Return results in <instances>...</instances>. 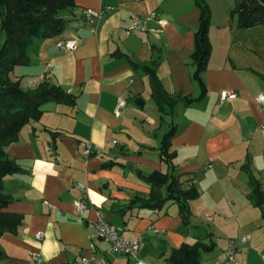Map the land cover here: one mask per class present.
Masks as SVG:
<instances>
[{
	"label": "crops",
	"instance_id": "crops-1",
	"mask_svg": "<svg viewBox=\"0 0 264 264\" xmlns=\"http://www.w3.org/2000/svg\"><path fill=\"white\" fill-rule=\"evenodd\" d=\"M218 1L210 4L213 52L202 72L207 94L190 105L179 101L172 115L160 111L139 65L157 59L164 88L178 99L200 94L192 58L200 24L195 0H74V7L59 12L68 20L63 33L34 39L30 62L14 75L25 90L47 78L75 95L76 104L44 103L41 118L25 125L7 148L22 169L4 178V192L13 197L8 210L20 215L21 224L17 233L0 237L7 254L1 264H86L83 258L95 264H173L174 250L196 241L213 244L199 264H216L230 239L244 234L249 242L240 244L235 263L226 264H264V206L250 199L251 174L264 191V108L255 101L264 92V25L239 27L238 14H232L238 0ZM106 8L94 28L84 22V9ZM153 10L169 24L156 32H126L131 12ZM74 39L82 40L74 50L56 45ZM224 90L238 97L222 100ZM119 97L127 105L118 117ZM171 124L174 156L166 162L160 148ZM87 142L102 153L86 158ZM155 170L172 172L194 189L189 222L173 199L161 209L140 206L152 186L139 173ZM77 181L89 188L91 206L82 214L73 204L80 197ZM162 191L167 194L166 186ZM99 211L123 228L126 239H140L136 256L114 251L96 236Z\"/></svg>",
	"mask_w": 264,
	"mask_h": 264
},
{
	"label": "trees",
	"instance_id": "trees-1",
	"mask_svg": "<svg viewBox=\"0 0 264 264\" xmlns=\"http://www.w3.org/2000/svg\"><path fill=\"white\" fill-rule=\"evenodd\" d=\"M195 1L200 7V24L195 33L192 58L195 65L193 76L200 87V94L197 97L186 95L180 100L164 88L157 74L159 63L157 59L150 64L139 65L149 75L152 97L164 114L172 115L179 101L190 105L203 99L208 91L202 72L208 67L213 52L210 39L212 11L206 0ZM74 5V0H0V237L7 232L17 233L21 224L20 215L8 210L13 197L4 192V178L22 171L16 160L8 154V146L18 141L19 133L25 125L41 118V106L44 103L56 101L71 106L76 104L75 95L47 78L36 88L25 90L21 80L14 79L12 73L16 65L30 62L27 51L35 38L57 36L64 32L68 20L61 17L59 12ZM234 12L238 14L241 28L264 25V0H238ZM175 132L176 125L171 124L162 139L160 157L166 162H171L174 156L170 152V146ZM111 165L112 163L106 164ZM139 174L152 186L150 196L140 198V206L161 209L168 200L173 199L177 202L184 220L190 221L188 201L195 196L193 188L184 187L178 176L172 172L155 170L148 175L141 172ZM250 185L252 187L250 199L263 210L264 191L260 181L252 174ZM164 186L166 195L162 191ZM138 200L136 197L133 198L132 206ZM212 248L213 244L202 241L185 243L174 250L169 259L173 264H199L203 252ZM6 257L7 254L0 246V264Z\"/></svg>",
	"mask_w": 264,
	"mask_h": 264
},
{
	"label": "built area",
	"instance_id": "built-area-1",
	"mask_svg": "<svg viewBox=\"0 0 264 264\" xmlns=\"http://www.w3.org/2000/svg\"><path fill=\"white\" fill-rule=\"evenodd\" d=\"M108 9L109 8L101 9L99 11L84 9L82 11V18L86 24H89L92 26V28H94L100 22L106 10ZM152 22L157 23L158 27L152 26ZM168 24V19L162 17L157 10H153L145 15L131 12L130 25L126 29V32H156ZM81 41V39L59 40L57 41L56 45L60 50L71 51L74 50L81 43ZM237 97L238 93L235 91L224 90L221 92L222 100H229ZM255 101L264 108V92L258 93L255 96ZM126 105L127 99L124 97H119L114 109V114L118 117L121 116ZM113 142L115 144H121V142H119L117 139H114ZM101 153L102 150L95 146L92 142H87L84 146V155L86 158H90ZM53 154L57 160L60 159V156L57 154V152L54 151ZM75 187L79 190L80 197L75 199L73 204L77 212L82 214L91 206L89 188L87 183L84 181H77ZM95 228L96 236L99 239L111 243L112 249L114 251L128 256H136L138 254L140 248V239H126L123 235V228L111 222L103 211L98 212ZM37 236L39 239H42L43 232H38ZM250 237V234H244L240 239L231 238L228 247L224 250V257L217 259L216 264L235 263L240 244L249 242ZM33 257L38 262L42 261L38 254H33ZM83 260L86 264H95V262L90 258H83ZM139 264H143V262L140 261Z\"/></svg>",
	"mask_w": 264,
	"mask_h": 264
},
{
	"label": "rangeland",
	"instance_id": "rangeland-1",
	"mask_svg": "<svg viewBox=\"0 0 264 264\" xmlns=\"http://www.w3.org/2000/svg\"><path fill=\"white\" fill-rule=\"evenodd\" d=\"M206 1L209 4V6H210V4H220V1H218V0H206ZM210 8H211V6H210ZM211 11H212V9H211ZM233 13L235 14L234 9L232 10V14ZM25 65H27V64H21V65H16L15 66V69L16 68L18 69V72H19V73H17L18 75L21 74L25 70V68H26ZM12 76H13L14 79H20L21 80V78H19L18 76L14 75V72L12 73ZM164 127L166 129H168L166 124L164 125Z\"/></svg>",
	"mask_w": 264,
	"mask_h": 264
},
{
	"label": "water",
	"instance_id": "water-1",
	"mask_svg": "<svg viewBox=\"0 0 264 264\" xmlns=\"http://www.w3.org/2000/svg\"><path fill=\"white\" fill-rule=\"evenodd\" d=\"M141 105H144L143 102H141Z\"/></svg>",
	"mask_w": 264,
	"mask_h": 264
}]
</instances>
